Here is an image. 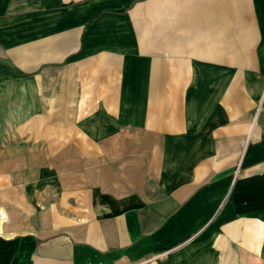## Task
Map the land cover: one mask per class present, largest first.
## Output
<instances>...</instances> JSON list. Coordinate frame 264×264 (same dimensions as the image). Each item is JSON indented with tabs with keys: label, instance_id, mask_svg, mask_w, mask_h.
Segmentation results:
<instances>
[{
	"label": "crops",
	"instance_id": "crops-1",
	"mask_svg": "<svg viewBox=\"0 0 264 264\" xmlns=\"http://www.w3.org/2000/svg\"><path fill=\"white\" fill-rule=\"evenodd\" d=\"M0 102L57 169L0 264H264V0H0Z\"/></svg>",
	"mask_w": 264,
	"mask_h": 264
},
{
	"label": "rangeland",
	"instance_id": "rangeland-1",
	"mask_svg": "<svg viewBox=\"0 0 264 264\" xmlns=\"http://www.w3.org/2000/svg\"><path fill=\"white\" fill-rule=\"evenodd\" d=\"M12 104V105H11ZM23 103H4L0 102V127L2 133L0 135V146L4 147L12 141H23L30 140L25 135H21L17 139V134H15V127H25V119L21 117L23 110L20 111L21 105ZM34 108V115L42 109H49L50 111H56L58 109V103L49 102V103H32ZM73 105V104H71ZM258 127L264 131V124L261 121V112L260 106L258 105ZM31 118H29L30 120ZM264 133V132H262ZM264 139V134H263ZM31 141V140H30ZM29 153L25 150H10V149H0V157L2 159L11 158L13 156L19 158H34L39 157H52L53 151L44 149L42 150H28ZM22 171L27 173L21 177V181H8V178L1 181L0 185V212L6 213L7 210L5 202H10L18 207H23L26 202L29 204H34L35 206L41 207V205H49L51 203H57V169L55 166H20ZM24 169V170H23ZM15 178V177H14ZM15 180V179H13ZM39 195V197H37ZM28 196V197H27ZM50 201V202H49ZM25 202V203H24ZM8 215V214H7Z\"/></svg>",
	"mask_w": 264,
	"mask_h": 264
},
{
	"label": "bare ground",
	"instance_id": "bare-ground-1",
	"mask_svg": "<svg viewBox=\"0 0 264 264\" xmlns=\"http://www.w3.org/2000/svg\"><path fill=\"white\" fill-rule=\"evenodd\" d=\"M9 215H7L6 213H2L0 212V231L3 229L2 224L3 222L8 218ZM5 224V223H4ZM2 235V234H1Z\"/></svg>",
	"mask_w": 264,
	"mask_h": 264
}]
</instances>
